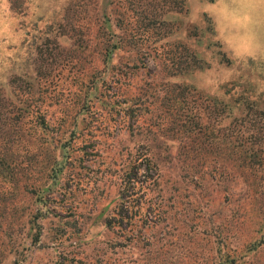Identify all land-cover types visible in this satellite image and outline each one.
<instances>
[{"label": "trees", "instance_id": "obj_1", "mask_svg": "<svg viewBox=\"0 0 264 264\" xmlns=\"http://www.w3.org/2000/svg\"><path fill=\"white\" fill-rule=\"evenodd\" d=\"M50 1L0 0V19L14 24L22 17L29 24L49 25L47 31L38 35L37 56L28 73L25 70L0 84V264H41L32 254L33 248L38 244L43 247L50 240L63 241L69 222L63 221L53 204L63 206L72 199L66 186L84 170L82 163L92 146L87 142L93 137L87 122L104 100V78L123 73V68L131 72L145 67L147 56H121L128 59L122 63L116 61L121 58L114 54L124 46H141L137 45L139 39L144 45L151 29L158 36L156 43L163 39L159 29L167 28L166 33L173 35L175 25L182 21L181 13L185 18L190 12L185 0H163V12L157 11L156 6L149 9L148 4L138 5L121 15L118 12L114 22L110 14L103 12L105 7L99 16L92 7L93 0H68L46 17ZM86 7L95 10L92 19ZM162 14L165 18L158 20ZM204 20L205 30L216 35L213 20L206 16ZM132 22H138L142 31L129 32L126 37L116 33L125 32L127 27L133 29ZM49 29L54 31L53 38L47 34ZM199 31L193 27L188 34L194 36ZM215 45L221 54L219 63L230 64L222 56L220 42ZM192 49L182 43L174 50H166V56H153L161 78L154 84L144 83L148 88L139 92V97H145L152 89L163 92V113L167 121L170 118L166 126L171 134V141L163 142L176 146L181 178L188 179L191 187L202 184L204 175L213 179L218 166V177L229 185L228 197H224L226 215L221 219L212 215L207 220L201 214L188 217V229L182 227L181 236L165 252V259L156 251L147 264H184L187 240L200 251H195V256L206 264H264V63L254 64L253 70L240 69L242 73L235 79L219 86V96H206L183 80L206 64L210 66ZM189 93H195L201 101L199 105L194 103V108L187 107ZM137 100H132L127 109L133 118L140 113ZM207 102L210 104L202 107ZM174 112H179L177 117ZM76 143L80 144L75 146ZM137 153L118 177L135 204L131 208L117 204L112 218L106 215L112 204H107L83 224L81 238L71 239H84L90 229L99 225L111 232L116 227L120 231L124 225L132 229L133 211L142 209H137L135 195L145 189V183L157 185L162 177L164 180L172 176L164 161L163 175L159 167L152 174L151 168L158 164L150 157L148 164L152 167L141 175V181L136 169ZM205 169L211 172H203ZM152 205L144 208L140 229L148 227L147 209ZM152 211L157 224L163 214L161 203ZM85 244L95 245L96 241L90 238ZM40 246L38 252L42 251ZM70 253L60 254L56 264L102 263L89 251H84L85 262Z\"/></svg>", "mask_w": 264, "mask_h": 264}, {"label": "rangeland", "instance_id": "obj_2", "mask_svg": "<svg viewBox=\"0 0 264 264\" xmlns=\"http://www.w3.org/2000/svg\"><path fill=\"white\" fill-rule=\"evenodd\" d=\"M67 1H50L51 7H47L48 14L44 16H51ZM92 3V7L99 16L102 8L105 7L106 10L103 12L110 14V19L114 22L119 17V13L121 15L129 7L138 5L148 4L149 9L156 6L157 11L163 12V0H93ZM185 6L190 12L185 18L182 16L184 13H181L182 21L180 25H175L176 32L173 35L166 33L167 28L159 29L163 39L156 43L158 36L151 29L147 35L148 39L144 37V45L139 39L137 45L141 46H124L114 54V56H120L121 59L117 57L116 61L119 60L122 63H126L128 59L121 56H147L143 61L145 67L137 65L139 69L131 71L132 73L123 68L121 72L125 75L123 73L112 74V76L108 74L104 78L106 81L105 88L102 90L104 100L97 104L87 122V127L93 136L87 144L93 147L88 149V156L82 163L84 170L81 169V176L75 177L66 186L70 195L72 194V199L66 200L63 206L53 204V208L63 221L69 222L67 234L61 243L50 240L43 247L38 244L33 248L32 254L41 264H56L60 254L68 255L67 253L70 252L72 256L83 262L84 251H89L100 259L102 262L100 264H147L150 259L153 260L156 251L163 254L164 260L165 252L173 247V242L181 236L182 227L188 224V217L193 215L199 217L201 214L202 218L207 220L212 218V215L216 219L226 215L224 197H228L226 190L229 189V185L223 178L218 177L220 173L218 166L216 170L214 169L216 172L213 173V179L204 175L202 184L196 185L195 188L189 185L188 179H182L176 159V146L163 142V140L171 141V134L166 126L170 118L167 121L163 113V92L152 89L145 93L147 97H139V92H144L148 88L143 85L144 83L154 84V80L158 81L161 78V72L153 56H166V50H174L184 43L190 49L193 48L195 54L202 60H206L205 62L210 66L207 67L206 64L204 69L185 76L183 80L206 96H219V86L235 79L242 73L240 69L251 67L253 70L254 64L264 63V7L258 0H185ZM93 8L86 7L90 15L89 19H92V14L95 13ZM204 16L213 20L216 35L205 30L207 22ZM163 18L165 17L162 14L157 19ZM48 26V23L41 26L29 24L27 19L22 17L14 24L8 19H0L1 85L15 75H22L25 70L28 73L37 56L38 37L47 31ZM139 26L138 22H132L130 28L133 29L127 27L128 30L125 32L117 30L116 33L126 37L129 32H141L142 29H139ZM193 27L199 28L200 31L191 36L188 32ZM113 28H115L114 25ZM48 32L49 37L53 38L54 31L49 29ZM217 42L222 45L219 47L224 53L222 56H226L230 64L219 63L221 54L217 51L218 47L215 45ZM188 96L187 107L194 108L196 106L194 103L198 105L201 103L195 93H189ZM136 98H138L137 106L140 108V113L133 118L127 109L131 106V101ZM207 104L210 102L203 104L202 107ZM174 114L177 117L179 112ZM79 144L76 143L75 146ZM136 151L139 156L136 169L140 172L141 181L143 179L141 175L146 173L148 167H152L148 164L150 157L158 164L154 166V169L151 168L152 174L154 171L158 172L159 167V172L163 175L164 161L165 168H169L172 176L169 178L166 176L164 180L162 177L157 185L148 186L145 183V189L143 188L135 195L138 198L137 209L141 206L142 209L137 211L135 208L133 211L135 217L131 223L132 229L131 226L124 225L121 226L120 231L116 227L114 232H111L99 225L90 229L84 239H71L81 238L80 229L84 226L83 224L99 214L107 204H112L106 212L109 218L114 216L117 204H124L130 208L135 204L131 203L129 197L131 192H124L125 187L121 185L118 177L133 163L132 159ZM208 170L205 169L203 172L210 173L211 169ZM239 189L241 186H238ZM54 197L60 199L56 194ZM158 202L161 203L163 214L156 224L152 208H156ZM150 204L153 205L152 208L147 209L148 227L140 229L142 212ZM217 212H219L218 215H216ZM44 238L43 236L42 240ZM90 238L96 241L95 245L85 244ZM39 246L42 247L40 252L36 250ZM185 248L190 249H186L187 256L184 261L187 263L184 264H206L203 258L195 256V251L196 254H200V251L196 246L191 245L190 241L187 240ZM159 256L162 257V255ZM169 264H172V261Z\"/></svg>", "mask_w": 264, "mask_h": 264}, {"label": "clouds", "instance_id": "obj_3", "mask_svg": "<svg viewBox=\"0 0 264 264\" xmlns=\"http://www.w3.org/2000/svg\"><path fill=\"white\" fill-rule=\"evenodd\" d=\"M259 4L264 7V0H258Z\"/></svg>", "mask_w": 264, "mask_h": 264}]
</instances>
